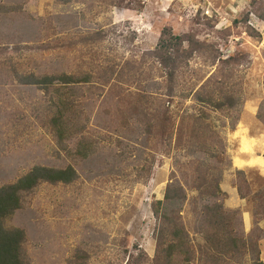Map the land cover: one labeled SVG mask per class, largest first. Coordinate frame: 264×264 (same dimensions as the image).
Segmentation results:
<instances>
[{
	"label": "rangeland",
	"instance_id": "374dc122",
	"mask_svg": "<svg viewBox=\"0 0 264 264\" xmlns=\"http://www.w3.org/2000/svg\"><path fill=\"white\" fill-rule=\"evenodd\" d=\"M163 34L192 55L174 84L154 56ZM59 73L81 80L60 90L74 105L63 142L51 94L17 81ZM204 85L224 108L196 100ZM70 166L73 184L43 183L8 222L25 231L30 264H166L155 205L183 187L175 210L203 245L197 210L209 202L196 189L211 173L240 249L194 264H253L255 250L264 263V0H0V189Z\"/></svg>",
	"mask_w": 264,
	"mask_h": 264
},
{
	"label": "trees",
	"instance_id": "16d2710c",
	"mask_svg": "<svg viewBox=\"0 0 264 264\" xmlns=\"http://www.w3.org/2000/svg\"><path fill=\"white\" fill-rule=\"evenodd\" d=\"M185 39L182 36L163 34L154 52V56L161 67L166 70L168 83L174 84L178 75L183 74V66H188L192 59L189 49L185 47ZM17 81L23 86H36L51 94L48 106L47 122L55 138L63 142L70 140L75 133L69 127L73 118L70 116L74 107L64 94L60 93L61 88H70V93H75L81 80L63 73L51 75L29 74L17 75ZM66 88V89H67ZM207 86H202L195 94L196 100L202 106L212 105L218 109L224 108L220 103H213L203 92ZM50 90V91H49ZM174 88H169L168 98L173 101ZM209 102V103H208ZM91 148L88 145L80 146L78 155L87 158ZM211 173L205 178H200L201 183L197 187L202 199L207 198L208 202L203 205L197 215L201 217L198 233L203 237V245L191 241L190 233L184 230L180 223V208L187 200L183 187L170 186L167 189L165 201L157 202L155 215L159 226L156 232L157 253L156 261H164L166 264H194L200 256L207 255L208 259L220 260L223 256H229L238 252L240 240L236 237L235 212L225 209L221 198L225 194L221 190L220 176L215 177ZM215 177V178H214ZM78 178L73 167L65 169L35 168L15 183L0 189V264H30L26 254L27 236L24 230L9 227L8 222L16 212L22 208L23 198L29 192L35 190L43 183L52 185H70ZM163 209V210H157ZM161 211H165L164 213ZM246 245H243L245 249ZM253 264H264L260 259V253L255 250L251 253ZM215 260V261H216Z\"/></svg>",
	"mask_w": 264,
	"mask_h": 264
}]
</instances>
